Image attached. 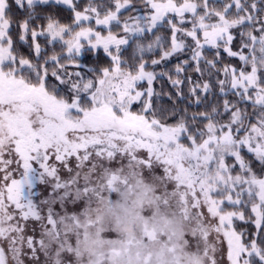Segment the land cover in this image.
Here are the masks:
<instances>
[{"label": "snow or ice", "instance_id": "obj_1", "mask_svg": "<svg viewBox=\"0 0 264 264\" xmlns=\"http://www.w3.org/2000/svg\"><path fill=\"white\" fill-rule=\"evenodd\" d=\"M51 2L69 15L36 25L50 0H0V264H64L66 205L96 179L111 190L120 170L103 162L117 156L163 170L201 222L210 264L212 232L226 239L228 264H264V0ZM101 50L107 66L82 62ZM164 78L170 108L154 87ZM37 185L50 188L39 202Z\"/></svg>", "mask_w": 264, "mask_h": 264}, {"label": "clouds", "instance_id": "obj_2", "mask_svg": "<svg viewBox=\"0 0 264 264\" xmlns=\"http://www.w3.org/2000/svg\"><path fill=\"white\" fill-rule=\"evenodd\" d=\"M151 175L123 173L88 207L81 200L69 264H210L206 244L197 246L201 222L163 195Z\"/></svg>", "mask_w": 264, "mask_h": 264}, {"label": "trees", "instance_id": "obj_3", "mask_svg": "<svg viewBox=\"0 0 264 264\" xmlns=\"http://www.w3.org/2000/svg\"><path fill=\"white\" fill-rule=\"evenodd\" d=\"M134 2L139 7L143 6L142 0H134ZM13 12L16 13L15 19L22 20L24 18L23 14H21L19 12V10H17L14 6H13ZM36 12L39 14L37 16V19L35 20L36 25L46 23V21L41 18V16H43V15H54V16H57V18H59V15H63V16L69 15V13L64 10L63 6L55 5L51 2V0H50V3L48 5H38L36 8ZM125 15H127V13H125ZM61 22L67 23L68 21L67 20H61ZM21 51H24L23 47L21 48ZM152 58H158V56H153ZM183 58L184 57H181V59H183ZM209 58H211V55H209ZM81 60L83 63L87 64L89 67H104V66H107V64H108V60L104 57L102 50L97 52L95 55L92 52L86 51L83 54V56L81 57ZM177 62H178L177 59L173 58L171 60V62H169L167 64H162L159 68H156L155 71L160 72V71H166V70L173 69ZM229 62H231L233 64L238 63V61L235 59H231V60L226 59L225 60V63H229ZM149 70H152V69L150 68ZM189 74H191V70H189ZM154 87H155L157 92L161 93V95L164 96V99L162 101L158 102L159 105L162 107H165V108H170L171 103L168 101L167 96L164 94L172 92L173 89L171 88V85L168 83L167 79L164 78V79L158 80L155 83ZM173 99H175V97H173ZM184 106H185L184 104L178 103V107L183 108ZM203 110H204L203 108H195V107L188 109L189 113L194 112V111H203ZM166 122L169 124H174L176 121L174 119H168ZM257 167H259L258 162H257ZM129 168L131 169V171L133 170V168L131 166H129ZM156 171L158 173L157 177H159V175L162 174L163 170L160 168ZM141 174H143V173L141 172ZM159 180H160V184H162L163 186H167V183L163 179H161L159 177ZM235 228L237 229V231L244 230L246 233L251 235L250 230H252V225H250V224H245L244 222L236 221L235 222Z\"/></svg>", "mask_w": 264, "mask_h": 264}, {"label": "rangeland", "instance_id": "obj_4", "mask_svg": "<svg viewBox=\"0 0 264 264\" xmlns=\"http://www.w3.org/2000/svg\"><path fill=\"white\" fill-rule=\"evenodd\" d=\"M105 34H106V32H105ZM133 110L134 111H138L139 110V106H135ZM140 154H141V156H143L145 154L144 150H141ZM120 158H122V157H120ZM125 162H128V161L126 160ZM227 162L228 163H232L231 160H228ZM123 166H125V167H121V166H118L116 164V165L111 166L110 168H117L118 167L119 170H120V176L123 173L131 171L129 166H131L133 168L132 171H139V172H142V173L148 172L147 169H143L138 164H136V163L134 164L132 162L129 163V164L126 163V165H123ZM158 169H160V168L157 167L155 169L154 173H151L152 174L151 175V179L158 183V185L160 186L159 190H160V192L163 195L171 196L175 200L178 201L177 197H175L174 194H173L174 193V189L172 187H169L168 184H167V186H163L162 184H160L159 177H157L158 173L156 171ZM63 177H65V176H63ZM90 187L94 188L95 190H97L96 187L93 186V185H90ZM94 193H95V191L85 195V197H83L81 199V200H83L85 202V207H88L90 202L92 200H94V198H95ZM41 199H43V198L36 199V201L39 202V200H41ZM54 207H55V209L58 212H61V214H63V210L60 208V206H58L56 204V205H54ZM81 208H82V202L81 201H78L76 204H70V206L66 207L67 211L69 212V215L74 216V219H72L71 221H64V225H67L68 229H69V234H68L67 238H69V237L72 238V236L70 234L71 230L76 232V236H75L74 239L76 240L77 237H78L79 233H78V229L75 228V224L77 222V218H79L81 216V212H78ZM201 210L204 211L205 213L207 212L206 208H202ZM229 210H231V209H229ZM45 212H46V209H45ZM208 219L210 220L211 218L208 217ZM234 227H235V223H234ZM75 240L73 241L72 246H74ZM63 242L65 244V248L67 247V249H69L68 246H71V245H67L66 244L67 240L66 241L63 240ZM209 243L215 245L216 248H217V251L214 253L215 259L217 260V264H228V261H227V241H226V239L223 238L222 234L218 236L215 232L210 233ZM203 244H204L203 241H200L199 239L197 240V246L198 247L202 246ZM204 250H205L206 253H208L207 252V248H205ZM208 255H209V259H210V254L208 253ZM65 261H64V264H65Z\"/></svg>", "mask_w": 264, "mask_h": 264}, {"label": "flooded vegetation", "instance_id": "obj_5", "mask_svg": "<svg viewBox=\"0 0 264 264\" xmlns=\"http://www.w3.org/2000/svg\"><path fill=\"white\" fill-rule=\"evenodd\" d=\"M126 160H127L126 158H120V156H117L116 160H113L111 162L104 161L103 163L105 164V167H111V166L116 165V164L118 166L125 167L123 165H126V163H128V164L131 163L128 160H127L128 162H125ZM132 163L135 164L134 161ZM75 164H76L75 158L74 157L70 158L69 166L75 168ZM61 175L67 177L68 173L65 172V171H62ZM93 186H95L96 189H97V190H95V192L96 191L100 192L101 186H104V184L99 179H96V181L93 184ZM34 191L39 193L38 196L34 197V200L39 199V198H43L44 199L45 197H47V195H48V193L50 191V188L48 186H45V185H37V187H36V189H34ZM57 205L60 206L58 203H57ZM68 206H70V204L66 205V207H68ZM45 214H46V212H45ZM31 227L36 229L35 238L38 240L39 239V232H40L38 222L32 221ZM61 231L63 233H65V235H63L62 239L65 240V241L67 240L66 244L72 246V243L75 240L74 238L76 236V232L71 230L70 234H71L72 238L71 237L67 238V236L69 234L68 226L67 225H63ZM32 234H33L32 231H28L26 233V235H32ZM65 255L67 257L69 256V251L67 250V247H66ZM38 256H39L40 261L43 262V260H44L43 254L42 253H38ZM65 264H69V260L68 259L65 261Z\"/></svg>", "mask_w": 264, "mask_h": 264}]
</instances>
